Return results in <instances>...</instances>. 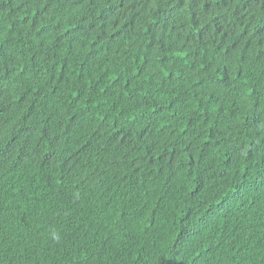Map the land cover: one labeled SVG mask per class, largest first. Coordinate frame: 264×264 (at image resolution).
<instances>
[{"label":"trees","instance_id":"1","mask_svg":"<svg viewBox=\"0 0 264 264\" xmlns=\"http://www.w3.org/2000/svg\"><path fill=\"white\" fill-rule=\"evenodd\" d=\"M0 264H264V0H0Z\"/></svg>","mask_w":264,"mask_h":264}]
</instances>
